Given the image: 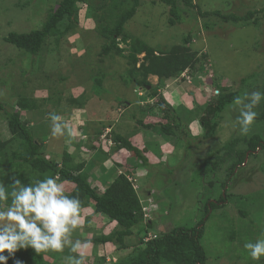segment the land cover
Listing matches in <instances>:
<instances>
[{
	"label": "rangeland",
	"instance_id": "obj_1",
	"mask_svg": "<svg viewBox=\"0 0 264 264\" xmlns=\"http://www.w3.org/2000/svg\"><path fill=\"white\" fill-rule=\"evenodd\" d=\"M25 1L28 0H0V103L4 105V109L0 108V140L11 137L6 129L5 111H19L20 96L35 98L38 103H41L43 97H50L40 112L23 111L22 117L30 123L36 139L44 142L46 156L60 163L66 152H76L78 158L74 160L85 156L86 147H79L89 145V141L84 140V135L88 132L80 133L77 128H88L92 125L93 128L98 127L99 121L103 119H109L107 124L113 126L120 124L123 135L129 139L136 138L138 141L134 139V142L138 147L142 149L147 143L151 147L146 154L149 162L144 165V170L139 169L137 173L138 184H141L139 193L144 199L151 197L150 202L154 201V209H157L150 215L155 221V227L149 232L152 236L176 227H195L204 216L202 209L207 201L217 203L221 200L220 206L211 208V215L204 218L203 245L208 258L206 264H264V257L259 262L252 260L244 248L245 242H254L264 231V149L258 148L257 153L247 156L246 163L239 165L234 172L231 170L229 173L231 166H226V162L218 168H214L212 164L220 156H227L225 151L214 155L212 153L221 150L229 142L232 144L237 138L259 134L264 142V122L256 120L248 135H240L238 128L232 126V121L238 115L232 102L219 116L215 138L201 139L198 133L202 135L205 132L200 124L201 115L186 108L188 106L194 109L192 97L199 100L200 104H205L211 95L217 96V89L221 92L217 86L238 92V95L260 90L264 86V14H260L259 24L240 27L218 16L209 15L203 18L200 12L218 11L223 14L243 15L249 10L263 8L264 0H195V9L189 11L190 16L185 13L187 21L183 20L184 22L174 25L168 21L169 7L164 3L154 4L152 0H142L143 4L135 16L126 23V31L143 39L158 52L169 51L192 32V49L198 52L199 57L202 53H207L209 58L201 59L197 68L202 71H194L186 82H175L176 78L163 82L157 76L150 77L159 95L164 96L173 105L176 113L183 114L186 119L177 117L180 121L172 124L171 133L168 135L155 128L162 118L160 110L154 107L153 111H144L140 107L155 100L146 91L135 87L131 81H126L129 79L127 60L118 55H99L105 41L95 32L96 24L87 12L90 3L96 5L100 0L79 3V31L62 37L58 46L55 38H50L43 44L38 56L24 55L22 50L3 40L10 31L30 32L39 28L46 19L47 0H29L31 3L25 7L18 5ZM205 21L210 24L209 28H205ZM65 25L66 22L61 23L60 28L64 29ZM79 33L83 40L77 39ZM120 46L126 47L124 43ZM204 48L206 52L202 50ZM143 56L141 54L140 59ZM101 73L106 75L102 79V86L95 80L101 77ZM24 82L25 85L22 84ZM80 92L89 98L85 99L84 106L70 105L68 99L71 95H78ZM184 92L187 94L184 95ZM145 94L146 97L143 96ZM115 100L133 106L129 110L122 108L124 110L116 112L113 105ZM110 104L113 108L108 111L106 107ZM254 110L257 113L263 111L264 101ZM54 112L61 115L69 128L74 130V137L67 134L60 137L51 135L49 115ZM131 112H136L138 119L152 123V127L146 128L142 125V128L136 129L137 133L129 135L128 129L136 125V121L131 120ZM112 119H115L114 122H111ZM188 128L192 134L188 137L182 136V130ZM94 132L90 131L93 135ZM241 142L242 140L237 143L239 147ZM19 144V140L12 142L10 151L18 149ZM109 152L107 156L111 157L117 150L112 149ZM118 153L119 158L130 154L125 149ZM211 157L214 158L212 161ZM16 160L19 163L17 158ZM103 161L110 164V160ZM130 162L132 164V160ZM2 167L0 183L6 184L7 181L1 179L6 167ZM91 171L90 165L88 172ZM108 171L110 175L113 172ZM15 172L25 176L27 170L17 167L8 171L10 177ZM90 180L93 187H98L96 190L101 192L104 184H96L92 176ZM223 183H226V188H223ZM71 186L64 184L66 191L75 188ZM238 210L247 212L248 217H241ZM81 216V227L70 234L72 243L76 239L92 241L94 237L109 233L114 228L108 218L95 215L91 207L88 210L83 209ZM233 234L235 236L232 240ZM140 235L145 236L144 233ZM75 254L78 256V253ZM84 254L87 257L86 263H94L106 257L107 264H111L118 259L117 255L120 253L115 245L96 246L91 242ZM54 260L52 257L51 261ZM70 260V257L61 254L59 263L70 264Z\"/></svg>",
	"mask_w": 264,
	"mask_h": 264
},
{
	"label": "trees",
	"instance_id": "obj_2",
	"mask_svg": "<svg viewBox=\"0 0 264 264\" xmlns=\"http://www.w3.org/2000/svg\"><path fill=\"white\" fill-rule=\"evenodd\" d=\"M85 2L88 3L89 0H47V16L39 28L30 32L10 31L3 37V40L22 50L24 55L38 56L43 44L50 38L54 37L58 46L62 37L79 31L80 9L78 4ZM158 2L164 3V5L169 7L168 21L172 25L177 22L187 21L185 13L189 15V11L195 9L194 0H152L154 4ZM30 3L28 0L23 3L20 2L18 5L25 7ZM142 4V0H100V3L96 5L94 3L89 4L90 7L87 14L96 24L95 32L102 36L105 41L99 55L109 57L118 55L127 60L129 79H126V81H131L135 87L146 91L155 100L153 103H145L140 107L144 111H153L154 107H157L161 112V117L164 119L160 118L159 125H156L155 128L160 130L162 134L168 135L171 133L172 124H177L180 121L179 118L183 117L184 120L186 119L183 114L176 113L173 105L164 96L159 95L158 90L153 87L150 77L158 76L159 80L163 82L171 78H178V83H182L184 79L180 75L186 70L193 75L194 71L198 69L197 65L201 59L206 60L207 55L199 57L198 52L188 46L193 40L192 32L183 39L182 43L173 46L169 51L158 52L143 39L126 31V23L135 16ZM200 12L203 18L209 15L218 16L226 22H232L237 24V26L244 27L259 24L260 14H264V7L249 10L243 15L223 14L218 11ZM65 22L64 29H61L60 24ZM204 26L209 28L210 24L205 21ZM81 35L79 33L77 39L83 40ZM121 43H124L126 47H121ZM87 49H89L88 45ZM141 54L144 55L142 59L139 57ZM199 70L202 71V69ZM94 73L96 74V72ZM105 76V74L101 73V77L95 79L96 83L102 86V79ZM22 84L25 85L26 82ZM217 87H220L221 93L217 96L211 95L206 106H202L194 97H192L194 109L186 105L189 111H197L201 115L200 124H202L201 128L205 131L202 135L198 133L201 139L215 138V131L219 124L221 112L238 96V92L228 91L224 86ZM258 91L264 92V86ZM183 94L186 95L187 93ZM143 96L146 97V94ZM49 98L47 96L43 97L41 103H38L35 98L20 96L18 100L20 110L14 112L5 111L7 114L6 129L10 132L11 137L7 140H0V167H6V172L1 175V179L7 181L4 186L11 191L10 187L15 179H19L27 185L31 181L34 182L37 179H44L48 176L57 177L64 184L72 185V188L74 186L73 190L66 192L80 197L82 210L85 208L88 210V207L93 206L91 208H93L95 215L108 218L110 225L114 226L109 233L96 236L92 241L88 240L94 242L96 246L104 244L117 246L120 254L117 255L118 259L111 264H206L208 258L203 245L204 223L206 221L204 218H208L207 216L211 215L210 209L218 206L221 200L217 203L207 201L205 208L202 209L204 216L195 227H176L170 231L152 236L149 232L155 227V221L150 215L157 209L153 207L149 211V217L145 216L146 212L143 208L150 204L151 198L144 199L139 193L141 184H138L139 173H137L139 169L144 170V165L149 162V157H146V154L151 149V147H148L149 143L141 149L134 142L136 138L129 139L123 135L120 124L113 126L112 124H107L109 119H103L99 121L98 127L93 128L92 125L82 129L79 127L81 130L77 128L80 133L82 131L84 133L88 132V134L84 135V140H88L89 145L78 146L79 148L86 147L84 153L88 158L84 156V159L79 157V159L74 160L78 158L77 153L66 152L61 163L57 160H50L44 153V142L36 139L30 123L23 120L22 117L23 111H39ZM86 98L89 99L86 94L80 92L78 95H71L68 100L70 105L82 107ZM179 104L183 106L181 102ZM113 105L116 108V112L126 108L129 110L133 106V104H126L128 105L126 106L117 100L114 101ZM0 108L4 109L2 103H0ZM106 108L109 111V109L113 108L112 104L107 105ZM132 112L130 117L131 120L136 121V125L128 129L129 135L137 133L136 129L142 128V125L146 126V128L152 127V123L138 119L137 115H135L136 112H134L135 114H132ZM258 114L257 120L264 122V110ZM114 120L112 119L111 122H114ZM90 131H95L94 135ZM106 131L107 135L102 138ZM182 132V136L187 137L191 133L189 128L188 130L183 129ZM15 140L20 141L19 147L10 151L9 146ZM241 140V146L239 147L237 143ZM136 141L138 140L136 139ZM233 141L232 144L229 142L221 150L212 153L214 155L225 151V154H227L225 157L220 156L217 161L215 160L212 163L214 168L222 167L226 162V166H231L229 172L231 170L234 172L239 165L242 166L245 163L249 152L252 155L258 148L264 149V142L259 134H253L250 137L241 139L237 138V140ZM109 142L111 150H117V156L122 149L128 150L130 154H126L125 157L123 156L124 158H117L114 154L108 157L110 154L108 152ZM16 158L19 163H17ZM103 159L111 160L110 164H107V161L104 162ZM212 159L214 158L211 157V161ZM130 160H132L133 165ZM90 165L92 171L88 172ZM17 167L25 168L27 170L26 175L15 172L14 176L10 177L8 171H13ZM108 170L113 171L111 175ZM90 176L93 177L96 184H104V190L98 192L96 188H99L93 187ZM222 186L225 188L226 183H223ZM220 195L223 198V194L220 193ZM224 201H227V197L224 198ZM8 203H11L10 199ZM238 212L241 217H248L249 215L242 210H238ZM141 233H144L145 236L140 235ZM234 236V234L231 236L232 240ZM70 249L71 247H66L63 252L49 251L37 254L33 248L29 247L17 251L15 259L21 261L22 264H60L61 254L70 257V259L76 256ZM4 255H8L7 251ZM52 257L55 259L53 262L51 261ZM69 263L71 264V260ZM8 264H14V260L9 259ZM85 264H107V260L106 257H102L99 261L96 260L94 263L85 262Z\"/></svg>",
	"mask_w": 264,
	"mask_h": 264
},
{
	"label": "clouds",
	"instance_id": "obj_3",
	"mask_svg": "<svg viewBox=\"0 0 264 264\" xmlns=\"http://www.w3.org/2000/svg\"><path fill=\"white\" fill-rule=\"evenodd\" d=\"M194 4L196 5L195 0ZM190 44L188 46L191 47ZM202 50L205 51V48ZM204 55H207L206 60H209L207 53H202L201 57ZM190 75L192 76L186 70L180 77L185 81ZM176 79L175 82H178L179 79ZM220 93L217 89V95ZM200 100L202 101L201 98ZM261 101H264V92L258 90L234 98V111L238 112V115L232 121V126L238 128L240 135L246 136L251 131L259 115L254 109ZM207 104L208 101L202 106ZM49 119L52 136H75L74 130L69 128L61 115L54 112L49 115ZM106 135L107 131L102 138ZM110 147L109 142L108 152L111 151ZM247 155L249 156L250 152ZM10 188L11 191L0 183V264H8L9 259H13L14 264H22L15 259V253L20 249L31 247L39 254L49 251L63 252L68 245H71V252L78 253V256L71 258V264H85L87 257L84 251L90 247L91 242L76 239L75 243H72L70 239V234L82 225L80 197L67 193L64 182L53 176L31 181L27 185L15 179ZM9 199L11 203H8ZM154 204L155 202L151 201L149 205L144 206L143 210L148 216L149 211L156 206ZM244 248L252 260L259 262L264 257V231L254 242H245ZM6 251L8 255H4Z\"/></svg>",
	"mask_w": 264,
	"mask_h": 264
},
{
	"label": "crops",
	"instance_id": "obj_4",
	"mask_svg": "<svg viewBox=\"0 0 264 264\" xmlns=\"http://www.w3.org/2000/svg\"><path fill=\"white\" fill-rule=\"evenodd\" d=\"M198 102L200 103V101L198 100ZM121 151V150H120ZM117 153V152H116ZM114 154L116 157H117V154ZM120 157V154L118 153V158ZM110 162H111V160H110ZM101 190H104V187H102V189Z\"/></svg>",
	"mask_w": 264,
	"mask_h": 264
},
{
	"label": "built area",
	"instance_id": "obj_5",
	"mask_svg": "<svg viewBox=\"0 0 264 264\" xmlns=\"http://www.w3.org/2000/svg\"><path fill=\"white\" fill-rule=\"evenodd\" d=\"M148 210V209H147ZM148 214H146V216H147Z\"/></svg>",
	"mask_w": 264,
	"mask_h": 264
}]
</instances>
